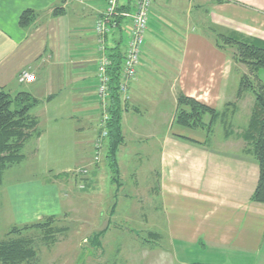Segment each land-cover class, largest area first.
Returning <instances> with one entry per match:
<instances>
[{
    "label": "crops",
    "instance_id": "0c3cea01",
    "mask_svg": "<svg viewBox=\"0 0 264 264\" xmlns=\"http://www.w3.org/2000/svg\"><path fill=\"white\" fill-rule=\"evenodd\" d=\"M106 1L0 0V89L38 99L34 113L43 130L26 147V176L3 192L11 223L64 214L82 180L91 188L93 212L108 213L107 230L120 207L131 212V197L139 199L134 207L141 211L152 204L148 213L156 216L140 224L157 222L166 231L158 240L166 239L174 264H264V204L252 200L259 165L246 142L226 132L223 116L210 131L174 124L180 94L224 116L247 117L252 97L230 106L243 67L216 38L264 42V0H153L138 74L124 103L117 176L105 156L93 163L101 120L93 26ZM121 3L129 9L133 0ZM27 10L36 18L22 27ZM129 34L130 23L121 21L108 38L109 50L124 56ZM24 71L36 81L20 83ZM87 167L89 175L78 172ZM101 198L104 205L95 204Z\"/></svg>",
    "mask_w": 264,
    "mask_h": 264
},
{
    "label": "trees",
    "instance_id": "16d2710c",
    "mask_svg": "<svg viewBox=\"0 0 264 264\" xmlns=\"http://www.w3.org/2000/svg\"><path fill=\"white\" fill-rule=\"evenodd\" d=\"M226 1L229 0H216L218 3ZM35 18L36 13L27 10L22 13L20 24L25 27ZM216 43L223 49L228 47L233 60L239 65L246 66L251 73L250 76L247 74L241 76L238 91V97L244 92H250L255 98L249 122L241 132L240 138L246 142L247 152L259 165V179L252 200L264 204V86L258 75L259 71L264 69V42L242 35H218ZM108 52L111 62L108 70L111 77L109 121L106 125L108 137L104 141L101 159L105 156L108 167L117 176L120 173L117 153L124 143L122 118L124 103L127 102L123 101L119 92L124 56L119 49ZM39 103V100L29 93L13 94L0 89V189L5 185L8 172L27 160L28 143L38 139L43 133L34 113V108ZM222 116L228 118L227 115L224 116V112H218L180 94L174 124L183 129L206 128L210 131L211 126ZM206 117H210L209 123H206ZM224 127L228 131L229 124ZM93 163L99 162L95 163L93 158ZM61 176L58 175L57 178ZM64 232L66 228L59 227L57 217L54 216L33 224L15 225L0 236V264H39L36 245L38 243L45 246L54 245L58 235ZM149 235L152 240L162 238L159 233L151 232ZM102 237L103 232L94 235L92 238L94 247L102 246Z\"/></svg>",
    "mask_w": 264,
    "mask_h": 264
},
{
    "label": "rangeland",
    "instance_id": "374dc122",
    "mask_svg": "<svg viewBox=\"0 0 264 264\" xmlns=\"http://www.w3.org/2000/svg\"><path fill=\"white\" fill-rule=\"evenodd\" d=\"M238 66L243 67V73L241 75H251L246 66ZM258 75L264 86V69H261ZM244 95L247 98L252 97L254 100L250 107V111L247 113V117L244 119L240 117L235 119L228 115L225 123V125L229 124V129L228 131L226 129V132L234 136L240 135L247 127L255 105V98L252 93L244 92L237 98L236 102H230V106H238L241 101H244ZM221 132V135H224L222 130ZM26 154L29 153L26 152ZM24 163L21 166H15L11 172H8L5 185L0 189V236H3L5 232L15 225L22 226L33 224L48 218L43 217L38 221L26 224L11 223L13 222L10 217L11 210L9 203L7 204L6 199L3 198V192L6 188L9 189L18 185V180L26 176V170H21L23 165H25ZM85 169L87 173L84 175H89V171L91 172V170H89V167ZM78 186L84 187L80 188ZM74 187L76 193L74 192L71 194L69 210L67 209L62 215L54 216L57 217V225L61 228H66V232L58 235V239L54 245L45 246L43 243H38L36 245L39 264H174L171 254L172 248L168 246L166 239L163 241L158 239L152 240V238L149 237V233L152 232L162 235V239L164 237L166 238V231L159 229L160 226L157 222L152 223L153 226L151 225V228H147L145 221L143 224H140L141 218L148 216L153 219L156 216L155 213H148L152 212L150 211V208L153 206L152 204H149L150 208L144 206L143 211H141L140 206L134 207V205L138 204L139 199L131 197L132 199L127 200L128 202L132 201V203H135L131 212L128 214L125 212L126 209L124 207H120L114 215V219H112L113 223L111 227L105 230V225L110 218L108 213L100 217L93 212L95 205L93 204L94 200L91 188L85 186L82 180L77 181ZM119 196L117 198H119L118 201L121 202L122 195L120 194ZM108 200L107 198V203ZM102 201V198L99 201L97 199L95 200V204L99 205V202L102 203ZM103 203L102 205H104ZM102 205L101 209H104V212H106V208L102 207ZM135 209H137V211L133 212ZM130 217H132V220H128ZM152 219L149 220L153 221ZM102 232V246L94 247L92 238L94 235Z\"/></svg>",
    "mask_w": 264,
    "mask_h": 264
},
{
    "label": "built area",
    "instance_id": "2783aa9c",
    "mask_svg": "<svg viewBox=\"0 0 264 264\" xmlns=\"http://www.w3.org/2000/svg\"><path fill=\"white\" fill-rule=\"evenodd\" d=\"M122 0H107L105 11L98 17L93 26V31L98 40L97 50L99 58L97 62V95L101 108L100 135L94 144V162H100L104 152V141L108 137L106 129L109 121L108 108L110 104V83L108 38L119 28L121 21L130 23V34L126 42V50L123 59L119 92L124 102L129 101V86L138 74V68L143 55L145 34L149 27L153 0H133V5L126 9ZM36 81L35 74L24 71L19 76V82L31 84ZM86 169H81V174H86Z\"/></svg>",
    "mask_w": 264,
    "mask_h": 264
}]
</instances>
